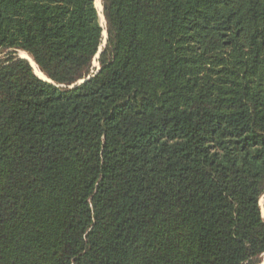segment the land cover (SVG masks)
Listing matches in <instances>:
<instances>
[{
    "label": "trees",
    "instance_id": "16d2710c",
    "mask_svg": "<svg viewBox=\"0 0 264 264\" xmlns=\"http://www.w3.org/2000/svg\"><path fill=\"white\" fill-rule=\"evenodd\" d=\"M102 5L0 0V264H260L264 0Z\"/></svg>",
    "mask_w": 264,
    "mask_h": 264
},
{
    "label": "bare ground",
    "instance_id": "6f19581e",
    "mask_svg": "<svg viewBox=\"0 0 264 264\" xmlns=\"http://www.w3.org/2000/svg\"><path fill=\"white\" fill-rule=\"evenodd\" d=\"M96 3H97V7L100 10V11H98V12H100V20H101L102 24L104 25V21L105 20H104V17H103L104 15L102 14V4L98 3V1ZM22 54H23V56L29 58V56H28V54L26 52H22ZM30 61H31L33 67H34V70H35L36 74L38 76H40V77L46 78V75L38 68V66L36 65V63L33 61V59L31 57H30ZM261 204H262V209H263L262 210V215L264 216L263 200L261 201Z\"/></svg>",
    "mask_w": 264,
    "mask_h": 264
},
{
    "label": "rangeland",
    "instance_id": "374dc122",
    "mask_svg": "<svg viewBox=\"0 0 264 264\" xmlns=\"http://www.w3.org/2000/svg\"><path fill=\"white\" fill-rule=\"evenodd\" d=\"M97 1H98V3H101V4H102V0H95V3H96ZM96 6H97V3H96ZM97 8H98V7H97ZM98 11H100L99 8H98ZM99 15H100V12H99ZM100 22H101V20H100ZM101 25H102L103 27H105V25H103L102 22H101ZM104 32H105V30H104ZM105 43H106V42H105V35H104L103 43H102V45L100 46L101 49L104 47ZM99 49H100V48H99ZM19 56H21V57L23 56L22 52H20ZM99 56H100V54H99V51H98V53H97V55L95 56L94 61H93V67H94V69L96 68V70H98V69L100 68V64H99V61H98ZM72 86H73V85H72ZM263 198H264V197H262L261 201L263 200ZM260 203H261V202H260ZM260 264H264V254H263V257H262V262H261Z\"/></svg>",
    "mask_w": 264,
    "mask_h": 264
},
{
    "label": "water",
    "instance_id": "95a60500",
    "mask_svg": "<svg viewBox=\"0 0 264 264\" xmlns=\"http://www.w3.org/2000/svg\"><path fill=\"white\" fill-rule=\"evenodd\" d=\"M102 12H103V5H102ZM104 15V14H103ZM104 20H105V16H104ZM105 25H106V20H105ZM103 34L105 35V42H106V39H107V31L105 30V32H103ZM101 51H102V49H101V47H100V49H99V54L101 53ZM28 54V53H27ZM28 56H29V58L28 57H25V56H22V57H24V58H26V59H28L29 60V62H30V64L32 65V63H31V61H30V55L28 54ZM32 58V57H31ZM33 59V58H32ZM33 61H34V59H33ZM35 62V61H34ZM37 65V64H36ZM32 67H33V65H32ZM33 69H34V67H33ZM34 72H35V70H34ZM36 73V72H35ZM46 75V74H45ZM40 77V76H39ZM41 79H43V80H46V81H51V79L46 75V78H43V77H40ZM91 78V76H88L87 78H84V79H82V80H80L79 82H77V84H73V86L72 87H74V86H77V85H79V84H81V83H83V82H85L86 80H88V79H90ZM263 208H264V198H263ZM264 217V216H263Z\"/></svg>",
    "mask_w": 264,
    "mask_h": 264
}]
</instances>
